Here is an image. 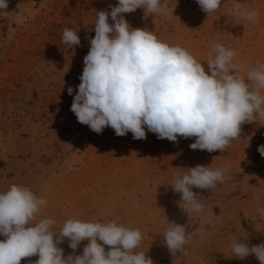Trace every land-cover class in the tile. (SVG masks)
I'll list each match as a JSON object with an SVG mask.
<instances>
[{"label": "rangeland", "instance_id": "obj_1", "mask_svg": "<svg viewBox=\"0 0 264 264\" xmlns=\"http://www.w3.org/2000/svg\"><path fill=\"white\" fill-rule=\"evenodd\" d=\"M239 3L242 11L258 13L256 22L234 15V0H221L220 8L209 14L196 0H167V14L138 8L123 15L132 28L187 49L206 72L213 44L233 50V63L247 82L248 71L264 64V0ZM117 4L8 0L9 13L0 15V193L15 184L44 198L47 203L33 223L53 219L54 233L70 218L139 229L142 240L135 251L153 264H260L254 255L236 258L231 243L235 239L251 247L264 242V216L258 212L264 206V157L257 151L264 145V120L242 124L239 138L223 152L209 153L189 147L195 137L178 136L172 142L147 128L146 139H133L131 132L117 136L111 127L97 134L70 110L95 36L97 12H110ZM18 15L22 23H17ZM64 28L77 31L79 46L62 42ZM197 165L230 167L215 188L193 187L203 209L185 212L172 185L177 174ZM167 222L186 227L190 239L183 251L173 254L166 246ZM87 243L73 250L65 238L58 247L67 258L81 255ZM38 258L27 257L20 264H35Z\"/></svg>", "mask_w": 264, "mask_h": 264}, {"label": "clouds", "instance_id": "obj_2", "mask_svg": "<svg viewBox=\"0 0 264 264\" xmlns=\"http://www.w3.org/2000/svg\"><path fill=\"white\" fill-rule=\"evenodd\" d=\"M200 9L209 14L220 8L221 0H196ZM138 8L148 14H167V0H118L111 11L97 12L95 36L83 58L84 68L70 110L77 121L97 134L111 127L117 136L132 133L133 139H146V131L158 139L177 142V138L195 137L192 150L223 152L239 138L246 122L264 120V64H258L245 78L233 63L235 52L213 44L208 52L207 72L201 62L180 45L161 41L152 31L132 28L124 18ZM8 0H0V15L9 12ZM234 15L256 22L258 13L242 11L234 0ZM109 17L112 23H109ZM17 23L23 17H16ZM62 42L81 44L77 31L64 28ZM72 95L74 89L68 88ZM259 118V119H257ZM257 151L264 157V145ZM228 165L212 169L197 165L177 174L172 189L181 196L185 212H200L203 204L193 187L213 189L223 182ZM259 202V197H257ZM26 186L11 185L0 193V264H20L27 257L38 256L35 264H153L150 257L135 249L141 243L139 229L108 223L66 220L60 231L51 228L53 219L35 221L46 205ZM264 216V206L258 208ZM164 242L174 254L184 250L190 237L186 227L167 222ZM67 239L76 250L88 241L81 255L64 258L58 247ZM102 242V243H100ZM109 246L106 251L104 246ZM231 250L238 259L254 255L264 264V242L249 246L233 239ZM185 254H187L185 252Z\"/></svg>", "mask_w": 264, "mask_h": 264}]
</instances>
